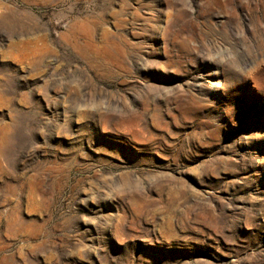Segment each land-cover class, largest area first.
<instances>
[{
    "label": "rangeland",
    "instance_id": "374dc122",
    "mask_svg": "<svg viewBox=\"0 0 264 264\" xmlns=\"http://www.w3.org/2000/svg\"><path fill=\"white\" fill-rule=\"evenodd\" d=\"M0 264H264V0H0Z\"/></svg>",
    "mask_w": 264,
    "mask_h": 264
}]
</instances>
